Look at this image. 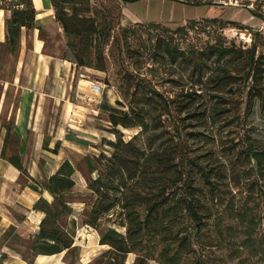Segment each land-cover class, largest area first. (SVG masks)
I'll return each instance as SVG.
<instances>
[{
	"label": "rangeland",
	"instance_id": "obj_1",
	"mask_svg": "<svg viewBox=\"0 0 264 264\" xmlns=\"http://www.w3.org/2000/svg\"><path fill=\"white\" fill-rule=\"evenodd\" d=\"M72 1L78 2L77 11L81 16L95 20L107 40L101 42L106 63L105 70L101 71L96 69L94 61L92 67L75 66V58L59 23L57 29L42 31L46 55L56 57L60 62L64 60L77 70L71 81V103L82 100L91 106V110L105 104L103 95L89 97L83 93L92 91V83L99 82L102 90L105 85L109 87L106 90L113 88V93L127 105L124 91L128 84L119 79V73L127 70L139 74V78L151 82L170 102H175V121L169 120L168 124L179 129V165L189 176L190 194L195 196L203 215L200 225L187 212L181 213L174 223H165L163 236H167L168 241L160 240L162 235L147 237V249L129 254L125 264H160V260L162 264L168 263V256L161 255L165 248L169 256L180 252L174 264H264V167L258 168L256 162L249 159L252 152L247 147L248 143L264 147V74L259 79V90L250 92L254 84L247 77L250 64L246 60L237 62L233 57L214 67L213 77L208 74L201 79L193 76L186 65L176 67L161 59L154 62L151 43L155 37L171 40V44L181 51L196 55L209 52L212 47L231 48L232 39L225 31L248 29L254 34L257 56H264V0H141L128 5L119 0ZM74 6L63 5L69 14ZM153 23L156 28L151 27ZM179 27L185 30L181 34L166 32ZM133 28H139L140 37L136 41L132 39L128 46L123 32ZM27 47L31 48L30 41ZM129 47L135 48V54L128 51ZM22 57L21 43L15 52L5 44L0 47V150L7 143L11 149L8 155L23 161L12 136L21 95L17 80ZM221 78L225 79L218 85ZM80 80L87 82L79 83ZM187 93L195 96V104L176 111L177 103L188 102L189 99L183 98ZM141 98L146 100L143 96ZM123 107L128 110L125 106L116 110L125 112L121 109ZM70 108L73 107L70 105ZM72 110L67 126L66 123L63 125L68 134L77 138L79 145H73L75 149H68L66 154L77 170L79 186L67 195V200L72 202L71 211L61 222L74 236L75 248L65 252L60 264H122L123 255L109 246H101V236L110 229L126 236V199L135 205H128V209H137L143 220L147 212L145 208L161 198V190L179 180L170 158L163 157L167 160L166 167H152V163L144 162L150 145L162 149L169 142V136L166 133L158 136L156 130L142 132L140 127L115 129L109 122V113L100 111L96 115L84 108L80 115H74ZM67 111L68 108L62 114L68 115ZM84 130L95 134H87ZM63 135L59 138L64 139ZM149 136H153L151 143ZM83 139L88 140L87 144L81 142ZM44 148L36 151L34 157L43 156L47 174H50L55 169V159L50 150L46 149L47 153H44ZM66 155L59 162H63ZM99 156L106 160V163L102 162L106 164V180L109 182L106 202L112 200L116 206L94 228L86 225V221L98 196L88 190V185L103 172ZM89 157L94 158L98 168L93 174L87 164ZM140 166L144 171L138 169ZM203 170L212 172V185L204 182ZM135 173L139 179L132 181ZM23 180L28 183L25 176ZM112 184L118 185L120 191L113 189L115 185ZM155 218H151L153 225L157 222ZM175 234L179 237L173 239ZM21 240L28 243L24 238ZM247 244L250 247H246ZM255 250L263 252L257 255Z\"/></svg>",
	"mask_w": 264,
	"mask_h": 264
},
{
	"label": "trees",
	"instance_id": "obj_2",
	"mask_svg": "<svg viewBox=\"0 0 264 264\" xmlns=\"http://www.w3.org/2000/svg\"><path fill=\"white\" fill-rule=\"evenodd\" d=\"M122 4L128 5L141 0H119ZM55 10L56 21L62 26L66 39L68 41V47L71 50L76 67H92L93 61L96 65V69L104 71L106 67L104 59V51L101 49V42L107 37L104 36L103 30H99V26L96 24L93 18L83 17L77 11V3L72 0H51ZM190 6H201L200 3H187ZM61 5V6H59ZM63 5H75L72 14H69ZM0 9L10 12L9 17L6 20L7 39L6 46L11 48L12 52H15L19 44L21 43L23 29L31 30L35 27L36 23V9L33 0H0ZM138 25V24H137ZM151 27L156 28V24H151ZM140 27V26H139ZM225 29V28H224ZM226 30V29H225ZM224 30V31H225ZM139 28L137 29H126L124 30V40L127 45H130L132 39L136 41L139 39ZM183 27H179L176 30H166L167 33L181 34L184 32ZM173 38V37H172ZM162 38L155 37L152 43L153 61L159 59L166 60L173 66L186 65L190 69V73L193 76H197L204 79L208 74L213 77L215 74L214 67L220 66L223 61L227 59H233L237 62L246 60L250 64V69L247 74L248 79H252L254 84L251 90H259L260 78L264 74V56H257L258 46L255 44V37L253 34V44L249 48H244L243 45L238 44L232 40L230 45L231 48L226 47H212L209 52H200L199 54L189 55L184 51H181L176 46H173L170 41L161 40ZM136 47V46H135ZM128 51L135 54V48L129 47ZM130 58V63L131 62ZM211 67V68H209ZM210 69L206 72L207 69ZM261 76V77H260ZM119 79L122 82L128 84V89L124 91L125 98L127 99V105L123 102L118 101L116 106H108L103 104L101 112L109 113L110 124L117 129L118 127L128 128H142V132L148 133L151 130H156L158 136L162 133H166L169 136V142L171 144L164 146L162 149H156L150 145V152L145 158L147 162L154 165H160L162 167L167 166V158H170L171 166L176 169V173L179 180L175 185L169 188L165 187L161 190V198L154 203L152 206L145 208L147 210L145 218L141 219V214L137 212V209L130 208L134 207V202L126 199V208L128 210L126 219L128 221L127 234L126 236L117 232L114 229L108 230L107 233L101 236L100 244L102 246H109L118 254L123 255V262L125 264L127 256L129 254L142 251L147 249L145 245V239L150 237L160 236V240L168 241L167 236H163V232L166 231L165 223H174L177 221L178 216L187 212L190 218L200 225L203 222V215L199 211V208L195 202V196L190 194L192 189L188 184V174L184 168L179 165V129L175 126L171 128L168 124L169 120L175 121L173 116V104L170 102L151 82H145L139 78V74H135L127 70L125 73H119ZM225 78H221L218 82ZM262 82V80H261ZM125 84V83H124ZM145 97L146 100L141 97ZM184 99H189L186 104L184 102L177 103L175 106L177 109H186L188 105L195 104V96L190 93L183 94ZM119 106H125L121 108L125 112H118L116 109ZM172 129V130H171ZM173 131V132H171ZM153 136L148 137V141L151 143ZM9 138V136H8ZM7 142V136H6ZM8 144L4 146L2 150V157L8 160L13 166H15L23 176L28 179L29 187L40 194L48 192L53 197V202H49L47 199L41 197V199L35 204L33 210L40 212L44 215L40 225L38 233L26 239L27 244L22 242L19 234L15 236V242L19 243L25 248V253L22 255L24 260L28 264H35V260L38 256H54L62 254L64 252L71 251L75 248V238L68 231V229L62 224L61 219L70 213L72 202L67 200V195L71 194L78 183L76 181L77 170L75 166L66 160L60 168L46 180L34 179L28 169L24 166L23 161L16 156L8 155ZM115 145H112L114 147ZM247 147L251 150L252 154H249V159L254 160L258 168L264 167V147H259L254 143H248ZM58 148L53 150L54 153L58 152ZM163 157H166L163 158ZM99 161L106 163L103 156H99ZM87 164L90 168L91 173H95L96 168L94 158H88ZM103 172L88 185V190L95 193L98 197L95 202V208L90 212L86 225L91 227H97L101 218L110 212L116 203L112 200L106 202V188L109 182L106 180V164L102 163ZM140 171H144L141 166L138 167ZM143 173V172H142ZM202 177L205 183L212 185L213 176L212 172L203 170ZM139 179L136 173L132 176L131 180ZM115 184H112V186ZM112 189V188H111ZM113 189L120 191L118 185L113 186ZM124 194H122V197ZM129 200V201H128ZM155 212L157 213L155 215ZM160 214V215H158ZM156 216L157 221L154 225L151 218ZM172 233V232H171ZM13 234V230L9 231L6 235V240ZM179 235L175 234L173 239L178 238ZM247 241V240H246ZM171 247V246H170ZM246 247H250L247 244ZM165 248L161 255L166 259L168 263L174 264L175 257L180 256V252L176 251L172 256H169V252ZM18 250V249H17ZM256 254H260L263 250H255ZM8 254L0 253V263L6 259ZM106 256V255H105ZM117 259V256H116ZM162 264V261H159Z\"/></svg>",
	"mask_w": 264,
	"mask_h": 264
},
{
	"label": "crops",
	"instance_id": "obj_3",
	"mask_svg": "<svg viewBox=\"0 0 264 264\" xmlns=\"http://www.w3.org/2000/svg\"><path fill=\"white\" fill-rule=\"evenodd\" d=\"M33 2L36 9L35 27L31 30L23 29L21 37L23 62L17 80L21 95L19 108L15 113L12 136L17 141L18 155L23 158V164L30 175L34 179L44 181L56 173L66 160H70L66 155L68 149H75L73 145L79 146L76 143L77 138L66 132L71 110L73 109L74 115H80L81 109L86 108L99 115L103 105L91 110L89 108L91 106L82 100L71 103L69 99L72 88L71 81L77 70L64 60L60 62V59L46 55L45 40L41 37L42 31L49 32L59 27L54 7L51 0H33ZM9 15L10 12L0 9V47L6 44V20ZM28 41L31 42V48L27 47ZM29 57L31 61H29ZM83 82L87 81H79V83ZM97 84L102 83L97 82ZM106 87L109 88L105 85L104 90L83 93L89 97H93L94 94L103 95L106 105L115 106L120 101V97L113 93V91L115 92L113 88L111 91L106 90ZM79 88L81 89V87ZM82 98L88 97L82 96ZM68 104L73 108H70ZM83 104L89 106H83ZM67 108L68 115L64 116L62 112ZM64 123L66 126L63 125ZM84 131L87 134H95L93 131ZM62 135L65 136V141L59 138ZM87 141V139L81 140L83 144H87ZM93 144L96 145V142ZM58 146V152L54 153L53 150ZM43 148L50 150L53 153L52 158L55 159L53 163L55 169L50 174H47L43 156L34 157V153L43 150ZM9 150L11 149L8 148ZM45 150L44 153H47ZM65 155V160L59 162ZM23 177L20 170L2 157V150H0V253L8 254L0 264H28L22 256L25 253V248L15 242V236L19 234L26 239L35 236L44 218L42 213L33 210L35 204L41 197L51 203L54 200L48 192L40 194L33 191L29 187L30 182L25 183ZM76 181L79 186L77 179ZM11 230H13V234L6 240V235ZM64 254L65 252L54 256H38L35 264H60Z\"/></svg>",
	"mask_w": 264,
	"mask_h": 264
},
{
	"label": "built area",
	"instance_id": "obj_4",
	"mask_svg": "<svg viewBox=\"0 0 264 264\" xmlns=\"http://www.w3.org/2000/svg\"><path fill=\"white\" fill-rule=\"evenodd\" d=\"M232 40L236 41L238 44L244 46V48L250 47L253 44V34L250 30H241L238 28H230L225 31ZM92 90L98 92L102 90V86L98 84L92 85ZM89 101V100H88Z\"/></svg>",
	"mask_w": 264,
	"mask_h": 264
}]
</instances>
